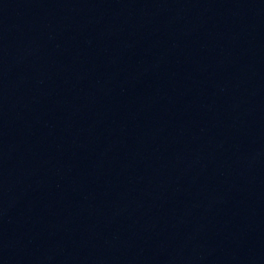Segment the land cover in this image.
Wrapping results in <instances>:
<instances>
[{
	"label": "water",
	"instance_id": "water-1",
	"mask_svg": "<svg viewBox=\"0 0 264 264\" xmlns=\"http://www.w3.org/2000/svg\"><path fill=\"white\" fill-rule=\"evenodd\" d=\"M0 264H264V0H0Z\"/></svg>",
	"mask_w": 264,
	"mask_h": 264
}]
</instances>
